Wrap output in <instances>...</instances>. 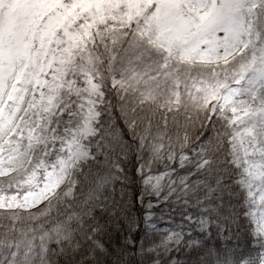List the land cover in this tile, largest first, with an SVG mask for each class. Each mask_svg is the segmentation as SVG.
<instances>
[{"label":"snow or ice","instance_id":"snow-or-ice-1","mask_svg":"<svg viewBox=\"0 0 264 264\" xmlns=\"http://www.w3.org/2000/svg\"><path fill=\"white\" fill-rule=\"evenodd\" d=\"M0 264H264V0H0Z\"/></svg>","mask_w":264,"mask_h":264}]
</instances>
